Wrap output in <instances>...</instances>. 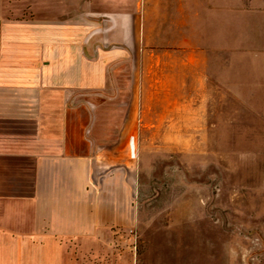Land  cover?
<instances>
[{
  "label": "crops",
  "instance_id": "obj_1",
  "mask_svg": "<svg viewBox=\"0 0 264 264\" xmlns=\"http://www.w3.org/2000/svg\"><path fill=\"white\" fill-rule=\"evenodd\" d=\"M97 2L0 0V264H145L122 135L128 91L113 67L122 55L110 48L128 46L133 17L162 33L147 22L167 14ZM177 2L168 33L201 37L206 13L195 5L226 4ZM242 54L245 86L264 103V52Z\"/></svg>",
  "mask_w": 264,
  "mask_h": 264
},
{
  "label": "rangeland",
  "instance_id": "obj_2",
  "mask_svg": "<svg viewBox=\"0 0 264 264\" xmlns=\"http://www.w3.org/2000/svg\"><path fill=\"white\" fill-rule=\"evenodd\" d=\"M225 1L195 5L206 13L204 37L168 33L177 0L96 5L167 14L147 22L162 33L133 17L128 46L110 48L122 55L113 67L128 91L122 135L145 264H264V103L245 86L242 54L264 52V0Z\"/></svg>",
  "mask_w": 264,
  "mask_h": 264
}]
</instances>
